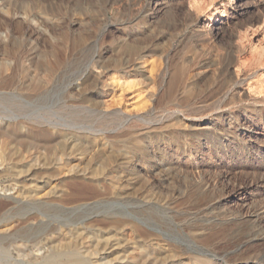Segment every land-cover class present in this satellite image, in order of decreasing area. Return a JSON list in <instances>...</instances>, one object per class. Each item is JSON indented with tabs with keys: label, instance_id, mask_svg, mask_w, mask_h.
Wrapping results in <instances>:
<instances>
[{
	"label": "rangeland",
	"instance_id": "obj_1",
	"mask_svg": "<svg viewBox=\"0 0 264 264\" xmlns=\"http://www.w3.org/2000/svg\"><path fill=\"white\" fill-rule=\"evenodd\" d=\"M263 34L264 0H0V264H264Z\"/></svg>",
	"mask_w": 264,
	"mask_h": 264
},
{
	"label": "bare ground",
	"instance_id": "obj_2",
	"mask_svg": "<svg viewBox=\"0 0 264 264\" xmlns=\"http://www.w3.org/2000/svg\"><path fill=\"white\" fill-rule=\"evenodd\" d=\"M192 2V1H191ZM192 6V5H191ZM208 9V8H207ZM222 10V9H221ZM222 15V14H221ZM244 30V29H243ZM238 31V30H237ZM244 31H242V33H243ZM250 32V31H249ZM243 35V34H242ZM264 35V34H263ZM259 40V39H258ZM243 41V40H242ZM257 42V41H256ZM260 46V45H259ZM260 52V51H259ZM255 55V54H254ZM250 56V55H249ZM259 60L260 61H258V62H260V65L261 66H264V49H261V53L259 54ZM247 58H248V56H246ZM251 58V57H250ZM237 65V64H236ZM245 61H243V62H241V64L239 63V69L240 68H244L245 67ZM234 69V68H233ZM238 69V68H237ZM261 75H262V72H261ZM258 76V75H257ZM264 78V77H263ZM264 80H260L259 82L257 81V82H251V83H248V89H249V91H252V92H254V93H257V94H264ZM95 140V139H94ZM89 142V141H88ZM90 145V144H89ZM92 145H93V143H92ZM92 145H90L91 147H92ZM97 147V146H96ZM95 149V148H94ZM93 149V150H94ZM18 222V221H17ZM236 229V228H235ZM153 236V235H152ZM155 236V235H154ZM246 237H247V235H246ZM247 241V240H246ZM239 243V242H238ZM158 255V254H157ZM155 259V258H154ZM157 260V259H156ZM153 264H155V263H153Z\"/></svg>",
	"mask_w": 264,
	"mask_h": 264
}]
</instances>
